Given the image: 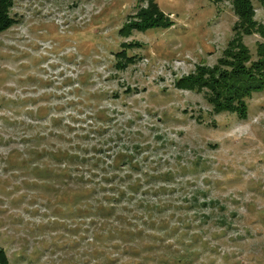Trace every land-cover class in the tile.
Listing matches in <instances>:
<instances>
[{
	"label": "rangeland",
	"instance_id": "374dc122",
	"mask_svg": "<svg viewBox=\"0 0 264 264\" xmlns=\"http://www.w3.org/2000/svg\"><path fill=\"white\" fill-rule=\"evenodd\" d=\"M157 1L173 27L124 37L146 1L15 0L18 21L0 33V247L9 264H160L143 256L182 251H194L193 264H264V91L241 119L215 113L205 91L175 85L216 64L236 12L230 1ZM256 11L264 24V8ZM132 39L143 43L130 50L137 61L117 68L115 52ZM245 39L256 58L263 38ZM58 148L89 160H67L71 177L60 176ZM118 153L140 168L113 166ZM43 167L51 172L42 178ZM114 174L111 192L103 179ZM132 182L142 185L114 202L130 234L72 229V195L97 186L91 202L113 201ZM126 239L133 254L122 253Z\"/></svg>",
	"mask_w": 264,
	"mask_h": 264
},
{
	"label": "trees",
	"instance_id": "16d2710c",
	"mask_svg": "<svg viewBox=\"0 0 264 264\" xmlns=\"http://www.w3.org/2000/svg\"><path fill=\"white\" fill-rule=\"evenodd\" d=\"M139 1L140 3L146 1V3L144 6L138 5L136 7V12L129 15L128 20L122 25L119 31L122 36L129 37L135 30L145 32L146 30L152 29L159 30V28L167 30L173 27L175 20L171 18V14H167L161 8L159 1ZM215 1L216 3L230 1L232 8L238 17V20L234 25L235 27L233 28L234 35L231 39H229L230 41L228 42L227 47L223 50V55L219 58L215 65L207 66L204 65V63L198 64L196 66V70L192 72L190 71L188 74L176 78L175 85L178 89H190L193 92L205 91L208 102L211 104L212 109H214V112L217 114L218 112H233L236 113L239 118L245 119L248 117V109H250L248 107L247 99L252 97L254 95L253 93L264 91V24L260 23L256 18V3L264 8V0ZM14 4L15 0H0V33L7 30V28L12 27L18 21L17 18L11 14V9L14 7ZM256 33H258L260 37L263 38V40H258L256 42L257 54L256 58H253V52H251L249 45L245 42V36ZM142 45L143 43L134 41V39H132V41H123L120 44V49L115 52V57L117 58L115 66L117 68L126 69L133 62H136L138 57L134 54L131 55L130 50L133 47H142ZM128 89L131 90L130 87H128ZM135 149H139V146L136 145ZM55 154L56 156H59L56 158L61 163V165L65 163L64 166H59V168L61 167V171L57 174L60 176L63 175L71 177L70 172H68L71 170L69 169L70 166L68 165L67 160L73 161L75 159L80 160L81 158L83 161L89 160L87 156H80V154L76 152L72 153L70 150H68V148H58ZM133 155L134 154L129 153H118V156L115 157L113 166L120 168L129 165L131 168L137 169L139 164L138 161H136V164L134 163L136 158ZM92 160H95L96 165L102 161L101 158H93ZM194 165H196V169H198V167H200V161H195ZM183 169L186 170V167ZM40 170L43 173V176H41L42 178L47 177L51 172L48 167L40 168ZM172 174L173 173L170 171H165L164 174L159 176L163 177L164 179H169L170 177L168 176H171ZM164 175L166 176L164 177ZM114 177H116V174L103 179L108 184L111 183L110 186L108 185L104 187L105 189L111 190V192L115 189V185L113 184L114 182L111 180ZM138 181H141V177ZM141 182H132L127 184V191L130 192V194L125 189H121L119 190V193H121L120 197L114 199L113 201H108L110 197L105 195L106 198L100 199V202L96 204L91 202V195L95 190V194L98 193V187H94L95 190L94 188H82L81 191L77 192V196L72 195L68 204V211L71 214L70 217L75 221L73 223L74 226H72V229H99L96 232L97 237L101 234V230H109L111 232L113 229L118 231V233L122 234L123 236L125 233L130 234L131 230H129L126 226H119V224H122V220L117 214L118 212H116L117 208L114 202L122 201L125 196H131V192H136L138 187H141ZM155 193H158V190H156ZM131 198L132 197H130V199ZM86 202H89L90 204H84ZM145 207L149 209V211L153 209V206L148 208L146 205ZM150 213H152V211ZM152 216L153 215H150V217ZM87 219L90 220L92 226L89 225V222H86ZM84 224H87L88 226L84 227ZM93 224L96 226L93 227ZM130 241L132 243L134 242L130 239H126V242L123 241L122 244H126L123 245L124 249L122 250V253L125 254L129 249H131L132 254L135 252V248L129 244ZM142 250L140 249L141 255L146 254L145 252L149 251L145 249ZM185 252L182 251L181 254L175 256L162 255L156 257L154 255L143 256V258L146 260H158L160 264H193V260L190 257L194 254V251H191L190 253H187V251ZM142 263L143 262L140 261L139 264ZM0 264H9L8 255L6 254V250L3 247H0Z\"/></svg>",
	"mask_w": 264,
	"mask_h": 264
}]
</instances>
